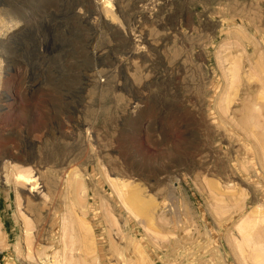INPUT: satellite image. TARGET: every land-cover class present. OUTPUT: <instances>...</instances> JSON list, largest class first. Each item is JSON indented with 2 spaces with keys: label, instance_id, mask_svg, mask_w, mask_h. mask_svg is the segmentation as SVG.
<instances>
[{
  "label": "rangeland",
  "instance_id": "374dc122",
  "mask_svg": "<svg viewBox=\"0 0 264 264\" xmlns=\"http://www.w3.org/2000/svg\"><path fill=\"white\" fill-rule=\"evenodd\" d=\"M110 1L0 0V264H256L264 0Z\"/></svg>",
  "mask_w": 264,
  "mask_h": 264
},
{
  "label": "bare ground",
  "instance_id": "6f19581e",
  "mask_svg": "<svg viewBox=\"0 0 264 264\" xmlns=\"http://www.w3.org/2000/svg\"><path fill=\"white\" fill-rule=\"evenodd\" d=\"M118 1V0H117ZM116 1V2H117ZM109 2H111L110 0H107V4H109ZM119 2V1H118ZM123 2V1H122ZM106 3V2H105ZM113 3V2H112ZM106 4V5H107ZM108 6V5H107ZM108 7H110V6H108ZM110 8H112L113 9V6H111ZM118 8H119V6H118ZM112 11V10H111ZM223 83H224V81H223ZM98 89H99V87H98ZM227 92V91H226ZM228 93V92H227ZM261 124V123H260ZM243 137V136H242ZM255 155V154H254ZM255 157V156H254ZM62 161V160H61ZM33 162V161H32ZM65 162V161H64ZM68 162V161H67ZM74 163V162H73ZM63 164H65V163H63ZM68 165V164H67ZM71 165V164H70ZM40 166V165H39ZM38 166V168H36V170H35V176H36V178L34 177L33 179H35L36 181L34 182V183H32L31 185H29L31 188L29 189V190H31V191H33V189L35 188V186L37 185V182L39 183V185H41V188L42 189H45L46 188V183H44V174L42 173V171L40 170V167ZM35 167V166H34ZM37 167V166H36ZM64 167V166H63ZM62 167V168H63ZM61 168V167H60ZM20 173V172H19ZM85 173V172H84ZM30 174V173H29ZM86 174V173H85ZM28 176H30V175H28ZM28 176H26V175H24V174H19V175H17L16 176V179L19 181V182H23L24 184H26V185H28L27 183L28 182H30V177H28ZM77 177V176H76ZM79 177V176H78ZM57 178H58V180L60 181V180H62L63 181V179L66 181L65 182V184H67V185H65L66 186V192L68 193V194H71V193H69V192H71V190H72V192L74 193V191L75 190H81V192H82V189H81V186L79 185V182H80V180H79V178L77 179L76 178V180H79V182H78V186L77 187H75V189H74V187H71V178L68 176V174H66V172H64L63 171V169L61 170V169H59V172L57 173ZM83 178V177H82ZM90 178V177H89ZM81 179V178H80ZM32 180V179H31ZM74 180H75V178H74ZM74 180H73V182H74ZM76 180H75V182H76ZM89 180V179H88ZM116 180V179H115ZM119 181H120V179H119ZM121 181H122V179H121ZM114 182V181H113ZM116 182H118V181H116ZM122 182H124V181H122ZM75 184V183H74ZM74 184H73V186H74ZM116 184H118V183H116ZM20 185V184H19ZM22 185V184H21ZM95 186V185H94ZM119 187H122L123 188V186H121V184H120V182H119V185H118ZM79 187V188H78ZM46 190V189H45ZM68 190V191H67ZM70 190V191H69ZM77 190V191H78ZM47 191V190H46ZM84 191V190H83ZM76 192V191H75ZM33 193V192H32ZM31 192H29L28 194H27V198H29L31 201H33L34 199H38V197L35 195V194H32ZM45 193V192H44ZM84 193V192H83ZM86 193V192H85ZM67 194V195H68ZM45 195H47V194H45ZM75 196H77V192H76V195H74V198H75ZM78 196H80V194L78 195ZM90 196V195H89ZM119 196V195H118ZM82 197V196H81ZM78 199V198H77ZM24 201H26V199L24 200ZM44 201V200H43ZM77 201V200H76ZM78 203V202H77ZM91 209V208H90ZM87 213V212H86ZM90 213V212H89ZM50 214V213H49ZM257 251H259V249L257 250ZM256 257L257 258H255V259H257V263L256 264H264V248H260V251H259V253H258V256L256 255Z\"/></svg>",
  "mask_w": 264,
  "mask_h": 264
}]
</instances>
